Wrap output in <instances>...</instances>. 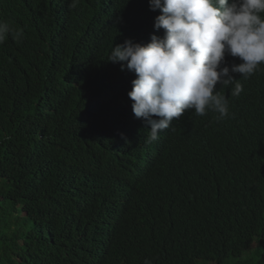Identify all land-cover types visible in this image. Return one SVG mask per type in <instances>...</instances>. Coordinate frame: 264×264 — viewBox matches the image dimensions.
<instances>
[{"label": "trees", "instance_id": "obj_1", "mask_svg": "<svg viewBox=\"0 0 264 264\" xmlns=\"http://www.w3.org/2000/svg\"><path fill=\"white\" fill-rule=\"evenodd\" d=\"M191 1L0 0V264H264V0H226L174 116L144 43Z\"/></svg>", "mask_w": 264, "mask_h": 264}, {"label": "clouds", "instance_id": "obj_2", "mask_svg": "<svg viewBox=\"0 0 264 264\" xmlns=\"http://www.w3.org/2000/svg\"><path fill=\"white\" fill-rule=\"evenodd\" d=\"M225 5L226 0H192L188 8L182 11L183 14L173 17L170 21L173 29L176 30L171 37L161 41L148 40L144 43L145 51H150L148 53L150 58L159 56L161 59L159 66L164 77L157 79L161 83L160 87L167 90L172 82L177 81L173 79L171 83H168L167 72L172 75L175 74V76L180 75L178 96L176 98L172 97L173 107L169 112L174 116L182 110L183 105L188 103V95L193 93L199 77L207 68L214 35L225 11ZM182 34L192 38L188 45V51L193 55L194 61L188 67L185 56L175 50L176 48L181 49L180 46L183 44ZM146 79L149 78H137L134 83L138 84L141 89ZM145 90L149 92L150 80H148L142 93L146 92ZM144 105L147 106V103ZM144 110L143 107L138 106L129 108L124 112L127 116L126 127L132 126L133 129H139L140 140L145 145H151L150 151L157 152L161 149L165 137L172 129V121H168L164 117L151 118L144 114ZM140 122L143 123L142 126ZM147 124V128L143 131L142 127ZM143 137L146 140L141 139Z\"/></svg>", "mask_w": 264, "mask_h": 264}, {"label": "rangeland", "instance_id": "obj_3", "mask_svg": "<svg viewBox=\"0 0 264 264\" xmlns=\"http://www.w3.org/2000/svg\"><path fill=\"white\" fill-rule=\"evenodd\" d=\"M255 244H256V242H253V243L247 244V247L249 246L250 248H253V247L255 246ZM246 252H247V251H246ZM246 252H244V256H246V255H245Z\"/></svg>", "mask_w": 264, "mask_h": 264}]
</instances>
